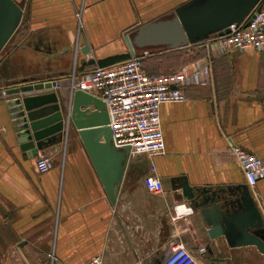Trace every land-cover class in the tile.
Listing matches in <instances>:
<instances>
[{
    "label": "crops",
    "instance_id": "1",
    "mask_svg": "<svg viewBox=\"0 0 264 264\" xmlns=\"http://www.w3.org/2000/svg\"><path fill=\"white\" fill-rule=\"evenodd\" d=\"M14 1L22 7V29L0 53L6 85L25 77L61 81L71 73L79 9L80 44L89 51L80 49L75 68L88 74L106 58L132 57L124 36L189 0ZM203 51L201 58L213 59L211 82L186 86V101L161 106L164 153L129 154L114 201L70 120L55 146L54 167L42 174L37 156L20 149L13 100L0 98V264H84L95 256L102 264H158L178 243L201 264H264L255 246L211 238V226L179 186L181 179L211 191L246 185L231 146L264 157V52L223 51L210 40ZM170 52L143 55L145 71L177 70L161 63ZM54 92L68 93L66 87ZM151 167L160 193L144 186ZM248 190L264 209V179ZM180 205L192 212L178 214Z\"/></svg>",
    "mask_w": 264,
    "mask_h": 264
},
{
    "label": "water",
    "instance_id": "2",
    "mask_svg": "<svg viewBox=\"0 0 264 264\" xmlns=\"http://www.w3.org/2000/svg\"><path fill=\"white\" fill-rule=\"evenodd\" d=\"M260 0H189L170 14L142 24L124 36L133 56L148 52L172 51L197 46L205 49L207 42L228 33L232 24L242 23L253 10L259 11ZM22 7L14 0H0V51L20 24ZM254 17V14H252ZM87 45L81 48L87 53ZM63 80L25 77L13 80L0 89V98L13 100L20 149L29 156H54L55 146L69 131L70 120L97 171L109 196L114 201L130 154V146L116 148L109 124L106 104L97 96L75 90L71 111L68 87L76 84ZM56 82L68 93H55ZM59 94V95H58ZM93 109H92V108ZM101 137L103 142H100ZM179 186L183 196L199 209L211 230V238L226 236L233 246H255L264 253V209L258 207L247 185L228 191L194 189L183 179Z\"/></svg>",
    "mask_w": 264,
    "mask_h": 264
},
{
    "label": "built area",
    "instance_id": "3",
    "mask_svg": "<svg viewBox=\"0 0 264 264\" xmlns=\"http://www.w3.org/2000/svg\"><path fill=\"white\" fill-rule=\"evenodd\" d=\"M240 24H232L228 33L216 36L210 41L223 51L264 52V0ZM254 14V17H252ZM77 37L74 43L75 61L71 73L66 77L76 84L68 87L70 95L81 90L100 98L107 107L109 124L116 148L130 146V155H160L164 153L165 141L160 120V108L164 104L186 101L185 88L194 84H208L212 80L213 59L210 56L197 58L183 64L170 73L149 74L143 66V56H132L127 60L107 66H96L88 74L76 71V55L81 49L80 38L83 23L81 9L76 14ZM61 86L56 82L54 90ZM69 120L66 121L68 125ZM230 151L242 169L248 188H254L264 179V157H259L237 146ZM54 159L38 153L36 169L47 173L54 167ZM145 188L153 193L163 191L155 167L144 178ZM177 213L192 212L184 205L176 207ZM53 259V254H50ZM84 264H102L100 256H95ZM158 264H201L183 244H176Z\"/></svg>",
    "mask_w": 264,
    "mask_h": 264
},
{
    "label": "rangeland",
    "instance_id": "4",
    "mask_svg": "<svg viewBox=\"0 0 264 264\" xmlns=\"http://www.w3.org/2000/svg\"><path fill=\"white\" fill-rule=\"evenodd\" d=\"M77 28H78V26H77ZM21 29H22V27H21V25H19L15 35H13L11 37V39L6 43V45L0 51L1 56H3L5 53H7L11 49L10 46H12V43L14 42V40L20 36ZM83 31H84V29H81V33H83ZM73 47H74V45H73ZM73 50H74V48H73ZM203 53H204L203 49H198L197 46H195V45L189 46L186 48L173 50L170 53H168L167 55H163L162 59H161V63L166 67L178 69L180 66H182L187 61H190L194 58H199V57L201 58ZM144 67H146V62H144ZM72 69H73V67H72ZM0 83H1L0 89H4L6 87L5 81L1 80Z\"/></svg>",
    "mask_w": 264,
    "mask_h": 264
},
{
    "label": "trees",
    "instance_id": "5",
    "mask_svg": "<svg viewBox=\"0 0 264 264\" xmlns=\"http://www.w3.org/2000/svg\"><path fill=\"white\" fill-rule=\"evenodd\" d=\"M128 58V55H117V56H114V57H109V58H106L104 60H101L99 61V64L101 66H107V65H111V64H114V63H117L119 61H122V60H125ZM197 58H194L192 60H195ZM144 61V60H143ZM191 61V60H190ZM185 64V63H184ZM143 66H144V62H143ZM181 67V66H180ZM180 67L178 69H180ZM145 69V68H144ZM177 69V70H178ZM176 71V70H175ZM148 73V72H147ZM150 74V73H149Z\"/></svg>",
    "mask_w": 264,
    "mask_h": 264
},
{
    "label": "bare ground",
    "instance_id": "6",
    "mask_svg": "<svg viewBox=\"0 0 264 264\" xmlns=\"http://www.w3.org/2000/svg\"><path fill=\"white\" fill-rule=\"evenodd\" d=\"M75 91V90H74ZM74 91L72 92V95H71V101H70V109H69V115H70V111H71V104H72V98H73V93Z\"/></svg>",
    "mask_w": 264,
    "mask_h": 264
}]
</instances>
